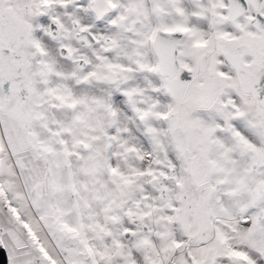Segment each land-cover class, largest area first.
Returning <instances> with one entry per match:
<instances>
[{
  "label": "snow or ice",
  "instance_id": "obj_1",
  "mask_svg": "<svg viewBox=\"0 0 264 264\" xmlns=\"http://www.w3.org/2000/svg\"><path fill=\"white\" fill-rule=\"evenodd\" d=\"M4 264H264V0H0Z\"/></svg>",
  "mask_w": 264,
  "mask_h": 264
},
{
  "label": "water",
  "instance_id": "obj_2",
  "mask_svg": "<svg viewBox=\"0 0 264 264\" xmlns=\"http://www.w3.org/2000/svg\"><path fill=\"white\" fill-rule=\"evenodd\" d=\"M5 255L3 249H0V264H4Z\"/></svg>",
  "mask_w": 264,
  "mask_h": 264
}]
</instances>
